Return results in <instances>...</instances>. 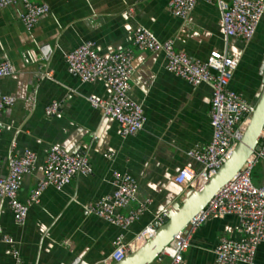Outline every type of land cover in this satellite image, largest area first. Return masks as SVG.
I'll list each match as a JSON object with an SVG mask.
<instances>
[{"label": "crops", "instance_id": "obj_1", "mask_svg": "<svg viewBox=\"0 0 264 264\" xmlns=\"http://www.w3.org/2000/svg\"><path fill=\"white\" fill-rule=\"evenodd\" d=\"M33 1L47 3L50 12L31 30L22 22V4L0 10V62L8 60L16 70L0 78V93L16 98L15 105L0 115L1 174H8L10 157L36 152V169L24 178L19 192V199L26 201L43 178L45 159L54 145L77 156L87 154L93 174L77 176L63 191L46 189L23 225L0 200V264H15L13 247L26 264H102L114 250L116 237L134 240L156 216L185 198L187 191L174 178L184 167H201L187 153L211 140L212 87L192 86L169 72L162 52L135 49L130 96L143 105L147 121L138 134L124 138L118 122L88 101L109 99L108 83L101 78L83 83L69 69L65 55L87 41H93L103 56L131 48L134 31L144 26L161 41L174 39L177 50L193 60L204 61L212 51L230 54L238 62L230 88L257 105L264 84V17L247 42L225 36L217 4L199 2L183 20L169 11L166 0ZM31 96L34 104L29 110L26 101ZM53 101L61 106L55 116H48L46 108ZM113 171L132 175L139 184L138 199L152 200L127 230L86 211L114 191ZM252 180L264 187V160L255 165ZM4 236L12 237L14 245ZM243 236L236 216L211 219L195 233L184 264H217L214 250L219 241ZM165 260L170 263L167 257L154 263ZM257 261L264 264V243Z\"/></svg>", "mask_w": 264, "mask_h": 264}, {"label": "built area", "instance_id": "obj_2", "mask_svg": "<svg viewBox=\"0 0 264 264\" xmlns=\"http://www.w3.org/2000/svg\"><path fill=\"white\" fill-rule=\"evenodd\" d=\"M144 1L147 0H136L137 3ZM166 2L169 11L183 20L188 19L199 2L217 4L222 12L225 36L247 42L253 40L264 17V0H166ZM15 4H22L24 13L21 19L29 30L35 28L40 18L50 12L47 3L39 4L33 0H0V10ZM132 46L103 56L93 41H87L68 52L65 60L71 72L83 83H93L99 78L108 83L111 88L109 99L89 97L88 101L103 116L111 117L118 122L124 138L138 134L147 121L143 105L130 96L135 49L162 52L166 60V69L192 86L210 84L212 137L204 148L192 149L187 153L201 167L200 169L184 167L174 178V181L186 191L196 190L228 160L243 137L256 108V105L230 88L238 62L230 54L219 51H212L204 61L193 60L186 52L177 50L174 39L161 41L144 26H139L134 31ZM15 71L10 61L0 62V78L11 76ZM15 103V97L0 93V115ZM33 104L34 96H31L26 101V107L31 110ZM60 106V102L53 101L47 106L46 115L55 116ZM1 132L0 125V135ZM260 160H264V128L259 145L241 170L220 188L207 206L164 248L162 255L170 259L169 264H184L185 253L190 249L197 230L211 219H222L227 216H236L239 219L244 236L239 240L222 238L219 241L214 250L217 264H260L257 261V251L264 243V187L255 185L252 180L253 169ZM38 161L36 152L25 150L22 156L10 157L9 172L3 176L0 160V200L7 202L18 225L26 222L30 208L40 203L46 189L51 187L63 191L77 176L93 174V166L87 154L77 156L59 145H54L46 156L43 178L23 202L19 199L23 180L35 171ZM111 184L114 191L89 204L86 211L89 215L97 216L111 225L127 230L148 211L152 200L138 199L139 184L128 173L113 171ZM125 209L126 213L123 212ZM164 216L165 213L156 216L155 221L132 241H126L123 235L116 237L113 242L114 250L102 264H115L126 258L156 233L154 224H163ZM3 240L14 245V239L10 236H4ZM12 256L15 264H26L20 251L15 247L12 249Z\"/></svg>", "mask_w": 264, "mask_h": 264}, {"label": "water", "instance_id": "obj_3", "mask_svg": "<svg viewBox=\"0 0 264 264\" xmlns=\"http://www.w3.org/2000/svg\"><path fill=\"white\" fill-rule=\"evenodd\" d=\"M262 74L264 75V65ZM259 98L243 137L223 166L200 188L188 190L180 203H175L165 212L163 224H154L156 233L126 258L115 264H153L156 260L164 259L162 255L164 248L173 241L174 237L187 226L195 215L207 206L220 188L241 170L259 145L264 128V84L260 90ZM73 264H80V262Z\"/></svg>", "mask_w": 264, "mask_h": 264}, {"label": "rangeland", "instance_id": "obj_4", "mask_svg": "<svg viewBox=\"0 0 264 264\" xmlns=\"http://www.w3.org/2000/svg\"><path fill=\"white\" fill-rule=\"evenodd\" d=\"M166 262H167V260H165V263L164 264H166ZM155 264V263H154Z\"/></svg>", "mask_w": 264, "mask_h": 264}, {"label": "bare ground", "instance_id": "obj_5", "mask_svg": "<svg viewBox=\"0 0 264 264\" xmlns=\"http://www.w3.org/2000/svg\"><path fill=\"white\" fill-rule=\"evenodd\" d=\"M249 123H250V122H249ZM249 123L247 124V127H248Z\"/></svg>", "mask_w": 264, "mask_h": 264}]
</instances>
